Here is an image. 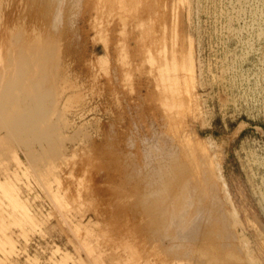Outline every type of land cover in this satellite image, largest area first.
<instances>
[{"label": "rangeland", "instance_id": "rangeland-1", "mask_svg": "<svg viewBox=\"0 0 264 264\" xmlns=\"http://www.w3.org/2000/svg\"><path fill=\"white\" fill-rule=\"evenodd\" d=\"M0 264H264V0H0Z\"/></svg>", "mask_w": 264, "mask_h": 264}, {"label": "bare ground", "instance_id": "bare-ground-1", "mask_svg": "<svg viewBox=\"0 0 264 264\" xmlns=\"http://www.w3.org/2000/svg\"><path fill=\"white\" fill-rule=\"evenodd\" d=\"M169 170H171V172H170V176H169V179H170V183L172 182V184H175L176 183V186H178L179 185V183L181 182V180H182V186L184 185V187H185V190L182 188H179L180 190H181V192H180V194L177 196V198H175V196H174V198L172 199V198H169V196L168 195H166V193H165V189H162V190H160V193H161V196H159V198H160V200H161V204L159 205V206H162V209H163V211L164 212H167L169 215L170 214H172L173 213V211H175V210H177V213H179V215H178V218L177 219H179L180 221H184V220H182L183 218H184V216H185V214H183L181 211H182V208H184L185 210H187V209H189L190 207H191V203H193V202H189V200H187L186 198H185V195H186V192H187V190H188V188H189V185L188 184H186L187 183V181H185L184 180V177H182V176H179L180 175V172L177 170V167H176V165H174V166H171L170 165V168H168ZM168 172V171H167ZM169 173V172H168ZM183 175V174H182ZM218 178H220L221 179V177H218ZM166 186H168V185H165V187ZM181 186V187H182ZM221 187H222V190L224 191V192H226L227 193V189H226V187H225V184L222 182L221 183ZM193 189V188H192ZM195 192V191H194ZM214 192V191H213ZM181 193H183V196H180L181 195ZM191 193V192H190ZM191 195V194H190ZM191 197V196H190ZM196 197V196H195ZM194 197V198H195ZM191 198H193V197H191ZM157 199V198H156ZM175 199V200H174ZM214 199V198H213ZM193 200H195V199H193ZM215 201V200H214ZM160 202V201H159ZM195 202V201H194ZM198 202V201H197ZM196 203V202H195ZM194 203V204H195ZM197 204V203H196ZM198 204H199V202H198ZM157 205H158V202H157ZM216 205H218V206H220V204L218 203V202H216ZM200 206V205H199ZM199 206H197V209L198 210H200L201 212H199V214L198 215H196L195 216V218L193 219H190L192 222H191V226L189 227V229H190V231H191V233L193 234V236H196V235H199L198 234V232H200V233H203V234H200V238L202 239V237H201V235L202 236H207V238L209 237H213V235L215 234L214 232H212L211 230H208L207 229V226H209V223H211V222H209L210 221V219H211V221L213 222H215V219H216V222L220 219L219 218V216L217 217V213H216V217L217 218H215L214 220L212 219L213 217H211V214L206 210H204V209H201L202 207H199ZM215 206V205H214ZM194 207L196 208V205H194ZM216 207V206H215ZM211 208H212V206H211ZM220 208V207H219ZM161 209V208H160ZM197 209H195V210H197ZM211 212V211H210ZM162 214V213H161ZM162 215H164V213L162 214ZM174 215H175V213H174ZM190 216H191V214H189ZM188 215V216H189ZM192 215H194V214H192ZM182 218H181V217ZM187 217V216H186ZM165 218V217H164ZM168 218L169 217H167L166 219L168 220ZM170 218H172V217H170ZM219 218V219H218ZM227 218V217H226ZM228 219V218H227ZM166 220V221H167ZM170 220V219H169ZM169 220H168V222H169ZM175 220H176V218H175ZM178 220V222H180ZM189 221V220H188ZM176 222V221H175ZM171 223V222H170ZM205 224V226H203ZM219 224V223H218ZM217 225V224H216ZM188 226V225H187ZM211 226V225H210ZM222 227V226H221ZM199 230V231H198ZM183 230H181V232H182ZM187 231V230H186ZM187 233V232H186ZM190 234V233H189ZM205 237H203V238H205ZM214 238V237H213ZM206 239V238H205ZM210 242V241H209ZM210 244V243H209ZM214 244V243H213ZM224 245H225V243H223ZM234 244V243H233ZM212 248V247H211ZM250 260V259H249Z\"/></svg>", "mask_w": 264, "mask_h": 264}]
</instances>
